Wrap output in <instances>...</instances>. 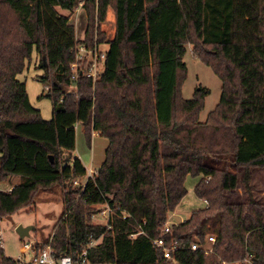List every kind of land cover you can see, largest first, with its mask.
<instances>
[{
    "label": "trees",
    "instance_id": "16d2710c",
    "mask_svg": "<svg viewBox=\"0 0 264 264\" xmlns=\"http://www.w3.org/2000/svg\"><path fill=\"white\" fill-rule=\"evenodd\" d=\"M80 2L0 0V182L13 186L0 189V220L61 185L57 256H77L102 238L90 251L95 264H173L153 239L188 193V176H201L195 194L208 203L165 235L179 245L177 264H264V203L250 194L246 203L224 201L238 187L236 169L244 168L249 193L251 168H264V0H86L83 40L56 9L74 11ZM109 9L116 31L103 72L96 83L85 74L73 79L76 48L105 42ZM188 45L222 81L220 102L204 122L208 90L189 100L182 94ZM34 52L45 70L51 120L18 78ZM77 124L87 137L96 131L109 140L83 191L73 185L87 174L74 155ZM14 178L20 182L13 185ZM100 204L116 210L111 229L91 222ZM209 233L217 235L213 252L191 248L196 240L205 245ZM47 243H36V251ZM15 262L0 247V264Z\"/></svg>",
    "mask_w": 264,
    "mask_h": 264
},
{
    "label": "rangeland",
    "instance_id": "374dc122",
    "mask_svg": "<svg viewBox=\"0 0 264 264\" xmlns=\"http://www.w3.org/2000/svg\"><path fill=\"white\" fill-rule=\"evenodd\" d=\"M56 9L60 14L70 17V23L75 27L77 39L83 40L88 26V17L85 8L79 5L74 11H66L59 7H56ZM96 24H98L97 19ZM101 27L105 34V42L100 47L102 50H108V42L114 37L116 31L115 14L112 9H109L107 17ZM34 54L32 55L31 61L27 63L23 73L20 74L21 76L19 75L20 78H18L26 84L29 99L33 107L40 110L43 119L51 120L53 103L47 97L46 83L41 80L45 70L41 67L40 56L35 52ZM183 60L188 67L187 77L182 87L183 97L187 100L192 99L195 91L201 87L208 90L204 108L200 113V121L204 122L209 113L220 102L222 81L210 66L206 65L194 55L192 45L187 46V53ZM76 131V149L74 154L77 157L79 155V158L83 160L86 166L93 162V168L98 170L105 160V151L108 143L106 138L99 134L89 138L82 131L81 126H77ZM235 171L239 176L238 187L234 191L226 192L224 201L228 204L246 203L250 200L251 195L255 201L264 203V168H251V187L249 193L241 181L244 168H238ZM200 179L201 176H188L185 183L188 193L176 208L175 215L173 212L168 214L167 221L172 224L184 222L190 217L193 211L205 207L206 204L196 196L194 190L195 185ZM10 187V185L0 182V189L7 190ZM64 191L65 189L61 185H57L50 190H41L36 196L33 206L21 209L17 213L0 220V236L3 240L2 247L8 258L18 259L19 257H23L27 259L30 257V253L24 257V254L21 252V248L25 243L32 241L36 245V243H44L54 236L57 226L65 218ZM100 212V206L98 208L95 207V212L91 216L92 223H104L105 218H103ZM20 225L31 227L29 231L30 235L24 239L17 232V227ZM212 235L217 237L214 233H209L206 236L204 246L209 248L213 246L207 240Z\"/></svg>",
    "mask_w": 264,
    "mask_h": 264
},
{
    "label": "built area",
    "instance_id": "2783aa9c",
    "mask_svg": "<svg viewBox=\"0 0 264 264\" xmlns=\"http://www.w3.org/2000/svg\"><path fill=\"white\" fill-rule=\"evenodd\" d=\"M85 3L86 0H81L79 5L84 8ZM100 45L101 44L97 43L96 40L95 46L92 49H88L85 44H82L76 48V62L72 64L73 79H78L79 76L85 74L93 79V83H96V81L104 70V62L107 55V50H102ZM86 169V176L82 179H77L73 182V185L75 187H78L81 191L85 189L88 181L90 179H93L97 174V170H95L92 166ZM11 189L12 187L7 190ZM204 203L207 204V200H204ZM98 206H100L101 208L100 214L103 216V218H105L104 223L99 224L105 225L107 228L111 229L112 226L110 224V220L114 218L116 210L108 204L95 205V207L97 208ZM122 218H127V214L125 212H123ZM172 225V223L166 221L162 227L161 236L158 238H154L153 244L155 245V247L163 250L165 258H167L173 264H177L178 261L174 257L173 252L179 248V245L177 241H173L168 244L165 238V235L171 232ZM140 233L144 232L141 231L138 233L131 234L130 238L134 239ZM52 238L53 236L49 240H47L48 243L46 247L39 251H36V246L34 245V242L31 241L29 243H25L21 248V252L24 254V257L26 256V254L30 253V257L27 258L28 260L26 258L19 257L18 259H15V264H95L90 259V251L94 248H97L101 244L102 238L91 239L85 248H83L80 252H77V256L69 254L57 256L55 249L52 246ZM207 240L208 243L213 244L211 248L200 244L198 240L192 243L191 248L193 250L203 248L206 253H211L213 252L216 236H209ZM2 245L3 240L0 236V247H2Z\"/></svg>",
    "mask_w": 264,
    "mask_h": 264
},
{
    "label": "crops",
    "instance_id": "0c3cea01",
    "mask_svg": "<svg viewBox=\"0 0 264 264\" xmlns=\"http://www.w3.org/2000/svg\"><path fill=\"white\" fill-rule=\"evenodd\" d=\"M34 56H35V54H34ZM20 76H21V75H20ZM20 76H18V77L20 78ZM29 98H30V97H29ZM77 126H81V127H82V131L85 132V128H84V126H83L82 124H81V125H80V124H77L76 127H77ZM96 134H99V133L96 132V131H94L93 134H92V136H93V135H96ZM99 135H100V134H99ZM106 140H107V142L109 143V140H108L107 138H106ZM108 143H107V146H108ZM74 155L76 156V154H74ZM78 157H79V155H78ZM81 161L83 162L82 159H81ZM83 164H84V162H83ZM84 165H85V164H84ZM90 166L94 167V166H93V162L90 163V164H88L87 166L85 165L86 168H88V167H90ZM16 181H17V183H19V182H20V178H14V179H13V182H14L13 185H14V184H17V183H15ZM1 183H2V182H1ZM6 184H7V185H10L11 187H13V186H12L11 184H9V183H6ZM203 201H204V200H203ZM177 207H178V206H177ZM177 207H176V208H177ZM175 210H176V209H175ZM173 213H174V215H175L176 211H174ZM229 264H235V263H229ZM236 264H237V263H236Z\"/></svg>",
    "mask_w": 264,
    "mask_h": 264
},
{
    "label": "water",
    "instance_id": "95a60500",
    "mask_svg": "<svg viewBox=\"0 0 264 264\" xmlns=\"http://www.w3.org/2000/svg\"><path fill=\"white\" fill-rule=\"evenodd\" d=\"M43 60H44L45 66H47L48 64H47L46 57H44ZM30 229H31V227H24V226L20 225L17 227V232L20 235V237L22 239H24L26 236L30 235V232H29Z\"/></svg>",
    "mask_w": 264,
    "mask_h": 264
}]
</instances>
